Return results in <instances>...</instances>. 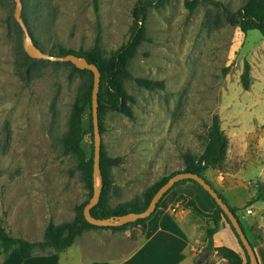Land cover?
Returning a JSON list of instances; mask_svg holds the SVG:
<instances>
[{
    "label": "rangeland",
    "instance_id": "obj_1",
    "mask_svg": "<svg viewBox=\"0 0 264 264\" xmlns=\"http://www.w3.org/2000/svg\"><path fill=\"white\" fill-rule=\"evenodd\" d=\"M140 1L152 2L144 6L147 39L129 59L130 78L123 82L132 97L128 105L133 118L116 110H108L103 118V151L120 158L110 168L107 203L116 207L141 202L154 182L182 171L186 154L198 157L204 151L206 132L217 115L228 141L226 159L204 175L236 208L239 220L256 231L253 243L260 244L264 228L257 225L264 219V202L257 201V196L264 191V37L257 30L242 33L226 20L223 11L226 7L235 12L246 0H214L221 6L199 1L193 9L184 0L160 4L155 0H43L40 11L29 17L30 35L52 56L60 50L84 52L97 43L102 56L108 58L130 39L133 11ZM2 2L0 223L12 237L40 242L48 224L72 221L76 207L91 197L78 157L62 148L81 74L69 62L31 58L35 60L33 70L25 81L20 66L26 60L24 54L28 56L24 35L10 19V0ZM245 64L249 66L248 90L241 84ZM135 78L159 80L162 87L147 90ZM92 143L88 132L82 142L86 157ZM185 191L202 211L213 206L194 184L188 183ZM199 217L203 244L198 249H204L209 241L207 229L213 224ZM122 233L85 231L66 252L73 256L77 254L75 244L88 241L100 254L117 255L124 246ZM211 238L214 244L222 240L221 235ZM48 249L36 247L34 251ZM212 250L211 243L205 260L198 264H218L220 256L211 259ZM240 255L244 259L243 252Z\"/></svg>",
    "mask_w": 264,
    "mask_h": 264
},
{
    "label": "trees",
    "instance_id": "obj_2",
    "mask_svg": "<svg viewBox=\"0 0 264 264\" xmlns=\"http://www.w3.org/2000/svg\"><path fill=\"white\" fill-rule=\"evenodd\" d=\"M3 0H0V5H3ZM7 1V0H6ZM43 0H21L22 9L21 17L23 22L28 29L29 33L32 35L30 28L31 22L29 17L34 16L39 9L44 5ZM165 0H155L157 4L162 3ZM199 1L208 0H184V5L188 9H193ZM212 4L216 6H221L219 2L214 0H209ZM151 1L142 2L140 1L133 11V23L134 27L132 29L130 39L123 44L113 55L108 58H104L97 45L94 44L90 49L84 52H74L72 50L60 52L55 56H64L67 54H74L78 57H84L88 63L95 64L100 71V85L98 92V120H99V130L100 134L104 132L103 128V118L108 110H116L129 118H133V112L128 105V102L132 101V97L129 96L124 87L123 82L125 79L130 78V74L127 70V63L131 59L139 44L146 40L144 22V6L151 5ZM9 6L10 19L20 35L22 34L20 26L13 18L14 2L10 0L7 3ZM226 20L232 24L239 27L240 31L246 34L250 30H257L264 37V0H246L245 3L235 12H229L226 7L223 8ZM26 60L22 61L21 67L23 74L22 76L25 81L29 80L32 73L31 64L35 61L24 54ZM71 68L81 74V84L76 97L75 102L71 107L67 122V131L63 138L62 148L64 153L74 154L78 157V166L81 170L85 171V181L87 187L90 190V196L92 195V158H93V143L91 146L90 155L86 157L83 151L82 142L86 133L92 135V116H91V91H92V73L88 70L77 69L70 62ZM134 81L140 87L147 90H153L155 88H161L162 82L159 80H149L146 78H135ZM241 84L244 90H248L249 87V66L245 64L244 70L241 74ZM87 113V127L84 122V114ZM206 144L204 151L198 156L192 154H186L184 156L185 166L182 172H191L203 177L207 183L211 184L205 177L204 173L209 169H214L220 167L225 159L227 152L228 141L221 129L220 120L217 115L212 117L211 125L209 126L206 136ZM120 163V158L109 157L105 155L103 151V145L101 143V154H100V174H101V194L99 202L96 206L91 209V215L95 218H109L124 215L130 212H141L143 211L151 197L157 191V189L163 185L167 179L173 174L181 171H176L168 176L162 177L160 180L154 182L144 193L143 200L141 202L125 203L118 205L116 207H110L107 203L108 192L111 186V176L110 168L117 166ZM193 183L196 185L211 201L214 206L212 213L202 212L196 205L193 199L184 200L186 201V206L196 215L207 217L211 220L213 226L207 229V235L209 241L206 245V249L210 250L211 246V236L217 232L222 221L226 223L231 232L234 234L237 242L239 244V252H236L228 247L222 246L215 250L217 254L225 259L226 264H249L247 254L241 244L239 237L232 228L230 222L228 221L225 214L222 212L219 206L208 196V194L203 191L194 181L192 180H182L174 184V186L160 199L156 205V209L159 206L163 198L175 187L186 184ZM213 187V185L211 184ZM214 188V187H213ZM215 189V188H214ZM216 190V189H215ZM219 197L228 205L229 209L237 217L246 237V229L242 222L239 220L236 214V208L230 206L224 197L216 190ZM257 201H264V191L260 192L257 196ZM88 200L76 207V216L70 222H63L57 225L48 224L45 228L42 241L40 242H30L22 238H16L10 236L4 227L0 223V256L7 255L10 251L15 250L20 254L22 259H27L32 256L33 251L36 247L41 249H52L54 251H63L71 247L77 237H79L83 232L91 229H109L112 231H124L130 227L140 226L142 231H144L147 220L151 218L154 212L145 219H139L135 222H130L118 227H96L89 224L83 216V207L87 204ZM155 209V210H156ZM248 239V238H247ZM249 241V239H248ZM250 242V241H249ZM251 246L254 248V243L250 242ZM243 252L244 259L240 255ZM193 264H198L195 261Z\"/></svg>",
    "mask_w": 264,
    "mask_h": 264
},
{
    "label": "crops",
    "instance_id": "obj_3",
    "mask_svg": "<svg viewBox=\"0 0 264 264\" xmlns=\"http://www.w3.org/2000/svg\"><path fill=\"white\" fill-rule=\"evenodd\" d=\"M188 183L175 187L163 198L154 214L147 220L144 231L139 227L123 231L120 239L124 246L120 247L121 251L117 250L120 251L117 255L100 254L96 246L87 241L85 245L75 244L77 254L74 252L73 256L66 251L74 243L63 251L52 249H48L47 253L33 251L32 256L27 259H22L18 252L12 250L7 255L0 256V264H193L197 259V253L203 249V247L198 249V246L203 244L201 239L199 240V237L203 236V230L199 228L201 219L199 215L194 214L185 204V200L192 199L185 191ZM213 209L214 206L205 211L200 210L204 213H212ZM258 224V228H264V219L258 221ZM244 227L247 238L253 243L256 231L249 230L250 224ZM214 234L221 235L222 240L214 244L211 238L213 245L211 259L218 255L215 249L222 246L239 252L237 239L227 225L221 222ZM262 237V243L257 245L254 243L259 264H264V231ZM207 243L206 240L205 246ZM258 252L261 255H258ZM223 261L225 262V259L220 257L217 263L222 264Z\"/></svg>",
    "mask_w": 264,
    "mask_h": 264
},
{
    "label": "water",
    "instance_id": "obj_4",
    "mask_svg": "<svg viewBox=\"0 0 264 264\" xmlns=\"http://www.w3.org/2000/svg\"><path fill=\"white\" fill-rule=\"evenodd\" d=\"M15 9L13 17L19 24L23 35V47L25 53L33 59H47L54 61L70 62L77 69L88 70L92 73V91H91V116H92V135H93V158H92V195L89 198L87 204L83 207L84 219L91 225L96 227H118L124 224L135 222L139 219H145L149 217L156 209L157 203L160 199L174 186L175 183L182 180L194 181L208 196L220 207L222 212L227 217L235 233L239 237L241 244L247 254L249 264H259L254 248L248 241L237 217L229 209L228 205L219 197L216 190L207 183L206 180L191 172H177L170 176L167 181L161 185L154 195L151 197L147 207L141 212H130L124 215L109 217V218H95L91 215V209L99 202L101 194V174H100V154H101V134L99 130L98 120V92L100 85V71L95 64L88 63L84 57H78L74 54H67L65 56H52L47 54L41 48H39L33 38L31 37L28 29L26 28L23 19L21 17V0H14ZM97 181H99L97 183ZM209 251L204 248L201 250L197 263H202Z\"/></svg>",
    "mask_w": 264,
    "mask_h": 264
},
{
    "label": "built area",
    "instance_id": "obj_5",
    "mask_svg": "<svg viewBox=\"0 0 264 264\" xmlns=\"http://www.w3.org/2000/svg\"><path fill=\"white\" fill-rule=\"evenodd\" d=\"M247 213H248V214H250V213H251L250 209H248V210H247Z\"/></svg>",
    "mask_w": 264,
    "mask_h": 264
}]
</instances>
